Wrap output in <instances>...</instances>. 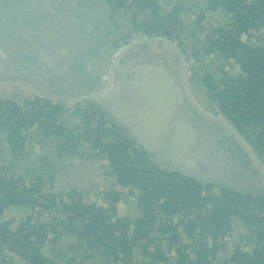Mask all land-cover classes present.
Listing matches in <instances>:
<instances>
[{"label": "trees", "instance_id": "obj_1", "mask_svg": "<svg viewBox=\"0 0 264 264\" xmlns=\"http://www.w3.org/2000/svg\"><path fill=\"white\" fill-rule=\"evenodd\" d=\"M126 1L119 2L117 7ZM140 2L142 6H135L130 14L133 24L131 35L138 32L148 36L162 35L171 43L177 40V47L187 61L195 60L196 65H205L206 72L198 80V85L237 133L245 138L251 151L263 158L264 164V43L248 45L237 39L240 34L264 27V0H205V14L208 11L230 14V22L209 35L197 29L198 22L190 19L182 22L179 9L163 10L158 0ZM144 8L149 9L157 20V26L146 21ZM164 18L172 21L173 31L166 28ZM184 23L191 27L192 35L184 32ZM138 46L142 44L133 48ZM167 50L174 54L172 49ZM128 57L132 58L128 55L125 59ZM230 59L235 62L232 71H219V65L233 67ZM88 103L90 108L81 118V126L69 130L61 121L63 107L60 105L53 106L40 99L21 103L0 101V129L8 131L11 145L22 148V156L27 131L39 122L57 120L58 125L48 124L36 132L45 140L66 138L70 144L76 142V149L82 140L90 142L91 149L99 152L100 159L111 165L114 181L111 188L101 192L103 198L97 204L86 205L76 194L67 199L43 194L40 183L33 189L20 186L17 179L4 178L0 169V264H91L93 256L88 253L76 251L75 256L68 257L66 262L56 261L50 256L49 248L69 236L75 237L76 245L89 246L93 241L94 248H101L110 262L113 259L117 264H128L121 255L126 254V258L132 259L130 247L138 240L146 239L149 245H154L149 234V229L157 221L153 206L167 216L180 209H198L201 192L213 189H217L220 196L206 197L212 208L205 209L202 216L191 220L185 231L188 236H192L195 230L209 235L202 245L206 243L211 252L207 255L206 249L200 245L194 253L196 259L188 261V264H216V256L224 249L222 238L226 233L234 232L230 219H236V223L246 227L250 245L248 249L235 247L227 255L229 264H264V192L259 195L239 194L171 172L165 165L136 150L134 142L125 135L113 141L111 129H120L112 124L100 107L90 101ZM95 117H98L97 128L91 131L89 126ZM76 130H82V134L74 136L73 131ZM59 146L69 153L67 146ZM40 195L43 204L38 203ZM121 196L135 201L140 211L139 219L112 220ZM163 199L165 202L160 204ZM9 207L29 209L30 213L17 225L13 218L6 217ZM251 209H255L257 214H251ZM246 210L249 213L246 214ZM131 224L136 225V232L135 237L128 240L125 227ZM159 230L165 232L166 229L160 227ZM187 251L188 247L183 246L175 264L185 263ZM143 256L151 258L152 254L144 252ZM154 257L155 261L161 260L159 255Z\"/></svg>", "mask_w": 264, "mask_h": 264}, {"label": "crops", "instance_id": "obj_2", "mask_svg": "<svg viewBox=\"0 0 264 264\" xmlns=\"http://www.w3.org/2000/svg\"><path fill=\"white\" fill-rule=\"evenodd\" d=\"M204 1L200 0L197 5V8L201 9V14H205ZM207 15L214 16L215 22L218 23L230 20V14L227 13L208 11L204 17ZM109 23L110 8L105 0H0V38L3 39L8 49L18 54L17 59L29 63L32 67H37L33 69H38L39 72L49 76L59 75L60 78L74 82L89 77L97 65L102 66L101 74H107L112 62L118 58V63L142 59L143 57L161 60L162 62L165 55L170 53L167 49H172L166 44H159L161 47H155L151 53H147L144 48L147 44L142 42V46L132 47L130 51L126 52L128 49L125 51L126 48H119L110 40L113 27ZM187 26L188 24H185V27ZM197 29L204 32L200 26ZM189 32H192L191 27ZM195 36L198 35L195 34ZM198 39L199 37H197ZM136 50L139 53L124 60L125 55L128 56L131 51ZM0 57L2 56L0 55ZM171 57L176 63L174 69L179 68L180 59L175 51ZM105 58L109 60L107 64L103 61ZM188 61L193 62L195 60ZM6 62L0 61V101L21 103L26 100H44L21 84L12 82L10 80V67ZM218 70L225 71L226 69L222 66L218 67ZM120 78L122 77L117 78L108 88L119 82ZM153 94V83L151 84L148 80L135 79L126 82L121 89L119 88L116 96L112 98V102L120 110L121 113L119 114L125 116L127 120L130 118L139 120V104L142 103L143 106H146L148 101H152ZM44 101L53 106L60 105L63 107L60 118L67 129L75 130L80 127L76 124L77 118L81 119L77 103L56 100ZM163 102L167 103V99ZM141 110L144 111V107ZM102 111L113 124V119L109 113ZM160 114L165 118L163 111ZM176 125L174 123V126ZM116 127L123 131L127 139L133 141L126 129ZM37 130L31 128L24 136V154L22 156L20 154L22 148H15L14 145H11L8 131L0 129V169H2V176L7 180L34 178L42 185V193L46 195H52L53 192L57 198L64 196L68 198L76 194L86 203L97 204L100 193L111 188L114 183L111 165L100 159L92 149L84 144L80 145L72 155H68L61 150L59 139L45 140L40 133L36 132ZM199 134L201 139L198 148L212 144L216 146L217 143L212 139V132H199ZM208 151V157L203 158L207 164H199L200 169L196 168L194 171L204 180V182L199 183L210 184L216 188L233 187L228 181L221 179V176L228 171L221 164L226 161L227 149L224 146H219L212 153L211 150ZM210 154H214V156ZM212 164L225 170L218 178L223 187L211 181L212 175L217 174V171L212 169ZM118 190L120 189L118 188ZM136 205L132 198L121 199L116 212L112 215V220L133 221L139 219L140 211ZM29 213V209L9 207L6 210V217L13 218L14 224L20 225ZM240 228L239 223L234 224L233 233L235 235L237 233L236 236L239 235ZM60 242L76 245L74 236H69ZM57 243L59 241L55 244ZM76 246L84 247L83 245ZM246 248L248 249V246ZM227 261L228 257L222 255L218 259V264H225Z\"/></svg>", "mask_w": 264, "mask_h": 264}, {"label": "water", "instance_id": "obj_3", "mask_svg": "<svg viewBox=\"0 0 264 264\" xmlns=\"http://www.w3.org/2000/svg\"><path fill=\"white\" fill-rule=\"evenodd\" d=\"M142 42L161 43L159 40L150 38L131 46ZM165 44L179 56L178 71L174 69L176 63L171 53H167L161 63L149 57L118 63V58L112 62L107 74H101L102 66L97 65L89 77L71 82L60 78L59 75L43 74L39 72L40 70H35L37 67H32L29 63L17 59L18 54L8 49L2 38H0V55L2 56L0 61L8 62L6 63L10 67L12 82L28 88L41 99L74 103L91 101L95 106L109 113L114 125L128 131V135L140 151L151 160L165 165L170 171L185 178L204 182L201 176L194 173L195 169H200L199 164H207L203 158L208 157V150L212 153L215 148L224 146L228 154L225 155V163L221 164L228 171L221 176V179L233 186L224 187V189L239 194L259 195L263 193V158L257 157L251 151L245 138L237 133L204 93L185 78L184 59L179 49L170 43ZM103 61L106 64L109 62L107 58ZM119 77H122L121 80L108 88ZM135 79L148 80L151 84L153 83L154 94L152 101H148L146 106L139 104V120L137 118L127 120L125 116L119 114L121 112L113 104L112 98L126 82ZM166 99L167 103H164ZM142 107L144 111L141 110ZM199 107L221 126L240 154L226 144L224 138L214 129L212 122ZM161 111L164 112L165 118L161 116ZM174 123L177 125L174 126ZM76 124L78 126L82 124L79 117ZM209 131L212 132V139L217 143L216 146L212 144L198 148L201 139L199 132L208 133ZM210 155L214 156V154ZM218 186L223 187V184ZM76 251L81 254H92V264H109L106 253L101 248H94L93 241H90L89 246L84 247L59 242L52 245L49 252L52 258L65 261L69 253Z\"/></svg>", "mask_w": 264, "mask_h": 264}, {"label": "built area", "instance_id": "obj_4", "mask_svg": "<svg viewBox=\"0 0 264 264\" xmlns=\"http://www.w3.org/2000/svg\"><path fill=\"white\" fill-rule=\"evenodd\" d=\"M108 3V6L110 8V23L113 26L112 34L110 36V40L119 48L125 49L135 43H137V40L142 38V40L147 39H154L159 40L162 44L170 43L172 46L177 48V40H174L172 43L169 42L164 36L162 35H145L140 33H134L131 35V30H133V24L131 23L130 14L133 13L135 6H142V3L140 0H127L124 2V4L121 7H117L119 2L123 0H105ZM160 3H162L163 10H170L171 8H176L181 11L182 14V22L186 20H192L195 22H198L199 26L203 28L204 32L206 34L212 33L214 30H219L220 28L224 27L226 24L230 22H215L214 16L207 15L202 16L201 15V9L197 8V5L199 4L200 0H158ZM203 1V0H201ZM114 10V12H113ZM220 13H227V12H220ZM144 18H146V21L152 22L154 25H158L157 20L151 15V12L149 9L144 8L143 10ZM229 14V13H227ZM218 15V14H215ZM163 23L166 26V28L169 31H173L172 21L170 19L164 18ZM186 23H184L185 25ZM184 32L188 34H192L190 31V27L187 26L182 28ZM234 38V35H232ZM138 38V39H137ZM238 40H241L242 42L251 45L256 44L258 42L264 43V27H258L257 29L249 30L248 32L244 34H240L237 36ZM182 55V54H181ZM185 56V55H184ZM183 57V55H182ZM184 62L186 57L184 58ZM155 61V60H154ZM159 63L161 61L158 60ZM197 62V61H196ZM195 61L191 62V67L194 68L196 66L195 70L191 69V72L189 74L195 75L197 78L201 79L202 76L206 72V68L202 64L196 65ZM230 65L233 67H230L229 65L224 66L226 69L224 72L232 71V68L235 67V62L230 59ZM219 67H222V65ZM89 101H79L77 103V107L79 110V115L82 118L85 114L89 111ZM91 102V101H90ZM97 122L98 117H95L94 120L91 122L89 129L91 131L95 130L97 128ZM48 124H55L58 125L59 121L57 120H49L47 123H37L33 128L39 129L41 127H44ZM111 133L113 134V141H116L118 138H122L125 134L116 128L111 129ZM82 134V130H76L73 131L74 136H79ZM126 137V136H125ZM59 142L61 145L67 146L69 149L68 155H71V153H74L76 151V142H73L70 144L66 138H60ZM88 146V148L91 149L90 142H85L82 140L80 142V145ZM135 146V145H134ZM136 150L140 151L136 146ZM99 158V152L93 151ZM142 152V151H141ZM172 172V171H171ZM18 185L25 186L26 188L33 189L35 188L39 182L34 178H26L24 180H17ZM44 194V193H43ZM53 195V192H52ZM202 198L199 201L200 208L198 209H180L179 211H173L170 215H163L160 213V209L157 206H153V214L156 216L157 221L154 223L153 228L151 227L149 229V234L153 238V244L149 245L148 241L146 239H140L138 242L130 247L131 254H133L132 259H128L125 257L124 254L121 255L122 260L127 261L128 264H175V260L178 259V253L182 252L183 246L188 247V258L186 259L184 264H188V261L192 262L196 259L194 253L198 250L199 246L202 245V242L205 241L207 238H209V235L204 234L202 235L199 230H195L194 234L192 236H188L186 234V227L188 223L191 220H194L197 216H202L204 214L205 209H211L212 206L210 203H207L205 198L206 197H219L220 192L217 189L213 190H205L201 192ZM64 199H67L66 196L63 197ZM103 198V194L100 193L99 201ZM124 200L125 197L121 196L120 200ZM98 201V202H99ZM165 200H161V203H164ZM38 203L43 204V198L42 195L38 198ZM84 204L89 205V203H86L83 201ZM91 205V204H90ZM249 213V210H246V214ZM251 214H257V211L255 209H251ZM229 223L231 226H234L236 223V219H230ZM155 226V228H154ZM241 228L238 232L239 235H236L233 233V231L230 234H225L222 238V244L224 246L223 251H221L220 254L216 256V264H218V259L222 257V255H228L232 252V250L235 249V247H238L239 249H245L249 244V234L246 231V227L243 225H240ZM160 227L165 228V232H161L159 229ZM159 230V231H158ZM125 232L127 234V238L133 239L135 237L134 233L136 232V225L131 224L127 227H125ZM173 240V242L170 241ZM205 239V240H204ZM210 240V239H209ZM203 249H206L207 255L211 252L208 248V245L204 243L202 245ZM144 252H150L152 254L151 258H147L143 256ZM186 252V253H187ZM121 254V253H120ZM161 257V260L156 259V262L153 258L156 256L158 258ZM210 257V256H209ZM153 259V260H152ZM112 261L109 264H117L111 259ZM229 259L225 264H229Z\"/></svg>", "mask_w": 264, "mask_h": 264}, {"label": "rangeland", "instance_id": "obj_5", "mask_svg": "<svg viewBox=\"0 0 264 264\" xmlns=\"http://www.w3.org/2000/svg\"><path fill=\"white\" fill-rule=\"evenodd\" d=\"M139 40H141V41H143L142 39H139ZM138 41V40H137ZM140 44V43H139ZM139 44H137V45H139ZM145 44H147V45H145L144 46V48L146 49V51H147V53H151L152 51H153V49L155 48V47H159V45L158 44H155V43H147V42H145ZM134 46H136V45H134ZM134 46H131V47H129L128 48V50L126 51V52H128V51H130V49H132V47H134ZM178 48V47H177ZM179 49V51H180V53L183 55V57L185 58V56H184V54H183V52H182V50L180 49V48H178ZM137 53H139L138 51H134V52H132L131 51V53H130V55L129 56H134V55H136ZM159 54H161V53H159ZM163 54V53H162ZM126 56V55H125ZM124 56V57H125ZM187 59V58H186ZM185 59V62H184V67H183V69H184V76H185V78L189 81V82H191L192 84H193V86L195 87V88H197L200 92H202V93H204V91H203V89L202 88H200V86L198 85V80H200L199 78H197L195 75H191V74H189L190 72H191V69L192 70H195L196 69V66H194V68H192L191 67V62H189V61H187ZM124 60H126V59H124ZM161 61V60H160ZM224 67V66H223ZM206 68V67H205ZM207 69V68H206ZM176 70L178 71V68H176ZM190 71V72H189ZM189 72V73H188ZM194 78V79H193ZM204 95H205V93H204ZM205 97H206V95H205ZM212 103V102H211ZM215 107H216V105L214 104V103H212ZM120 129V128H119ZM121 130V129H120ZM122 131V130H121ZM123 132V131H122ZM88 147V146H87ZM257 156V155H256ZM257 157H259V156H257ZM156 162V161H155ZM262 162H263V159H262ZM263 166H264V164H263ZM49 251H50V248H49ZM50 256H51V254H50ZM75 256V253L73 252V253H69V255H68V257H74ZM52 257V256H51ZM64 262H66V260L64 261ZM92 262V261H91Z\"/></svg>", "mask_w": 264, "mask_h": 264}, {"label": "bare ground", "instance_id": "obj_6", "mask_svg": "<svg viewBox=\"0 0 264 264\" xmlns=\"http://www.w3.org/2000/svg\"><path fill=\"white\" fill-rule=\"evenodd\" d=\"M175 74H177V73L175 72ZM195 104H196V103H195ZM197 105H198V104H197ZM199 108H200V107H199ZM200 110H201L204 114H206L205 111L202 110L201 108H200ZM206 115H207V114H206ZM207 117H208L209 120L212 122L214 129L217 130V132H219V133L221 134V136L224 138L226 144H228L229 146H231V148H233V149L235 150V152H237V154H240L239 151L237 150L235 144H234V143L231 141V139H230V138L224 133V131L222 130L221 126H220L217 122H215L211 117H209L208 115H207ZM241 158L243 159V157H241ZM243 161H245V159H243Z\"/></svg>", "mask_w": 264, "mask_h": 264}, {"label": "flooded vegetation", "instance_id": "obj_7", "mask_svg": "<svg viewBox=\"0 0 264 264\" xmlns=\"http://www.w3.org/2000/svg\"><path fill=\"white\" fill-rule=\"evenodd\" d=\"M212 169L214 171H217V174L212 175L211 181L216 184H220L221 181L218 179L223 172H225L224 169L217 167L216 165L212 164Z\"/></svg>", "mask_w": 264, "mask_h": 264}]
</instances>
